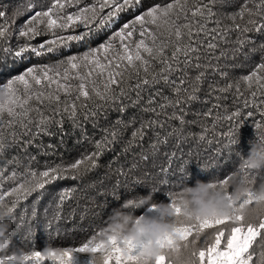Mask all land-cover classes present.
I'll use <instances>...</instances> for the list:
<instances>
[{"label": "snow or ice", "instance_id": "6c2138e0", "mask_svg": "<svg viewBox=\"0 0 264 264\" xmlns=\"http://www.w3.org/2000/svg\"><path fill=\"white\" fill-rule=\"evenodd\" d=\"M228 2L152 0L146 6L144 0H51L45 8L29 0L23 8L13 12L14 18L24 17L15 33L7 10H0V52L20 60L33 55L49 60L24 67L18 74L0 81V152L10 147L23 149L28 161L22 171L13 168L11 174L0 168V183L10 181L13 185L6 191L0 189V206L13 213L19 201L37 193L32 207V218H36L35 204L46 185L66 179L77 182L60 190L56 203L59 209L79 190L84 177L98 166V158L117 139V126L125 123L122 115L117 116L110 125L111 131L104 128V135L95 140L94 150L82 153L74 162L65 165L46 161L42 170L33 168L35 157L28 152L29 147L35 145L45 154H54L55 146L45 147L36 141L45 135L67 134L63 129L66 121L73 130H81L82 139H88L84 124L91 122L95 127L102 115L107 117L112 111L125 114L129 107H139L152 115L147 120L141 118L139 127H135L133 113L127 122L133 125L131 138L122 151L128 152L146 130L155 131L157 124L161 128L165 124L170 127L159 142L166 143L169 137L175 136V146L179 149L186 139L185 125L194 123L186 119L187 107L200 100L199 93L208 75L217 79L208 81L207 95L216 93L215 99L219 100L234 88L237 96L244 97L242 106L226 117L235 118V123L232 129L222 133L228 138L225 147L236 143L232 137L237 135L245 114L247 118L253 117V106L261 116L256 127L264 128V40H255L256 35L264 36V0H243L232 12L217 8ZM69 6H74L75 10L65 14ZM141 8L143 11L135 14ZM128 13H133L132 18L111 31L121 15ZM81 27L82 31H75ZM104 30L111 34L91 46L90 42ZM13 34L18 37L15 45L10 44ZM37 37L48 38L37 43ZM73 43L88 46L82 52L65 54ZM253 56H258L257 62L252 61ZM249 62L254 63V67L247 74L229 79L236 68L246 67ZM219 107L218 103L212 105V108ZM211 111L209 108L203 115L208 116ZM159 116L164 119L154 118ZM199 139H205L203 132ZM260 139H264V134ZM150 147L155 151L157 145L153 143ZM141 159L146 156L142 155ZM174 159L176 151L168 156V166L160 169L164 173V178L157 177L160 185L171 183L178 187L183 183L184 166L189 162L180 164L181 175L169 176ZM9 163L18 164L19 157H12ZM136 167L135 163L128 166L129 171ZM118 174L126 175L123 164ZM233 177L245 182L247 189L235 202L229 196L231 212L223 216L183 219L182 209L174 203L175 191L167 190L177 218L173 232L158 239L162 251L155 258L140 254L145 244L143 240L111 237L109 247L101 254L104 246L96 240L98 232L90 229L93 234H85L77 247L57 248L58 254L45 256L39 250L28 251L26 264H44L45 261L71 264L73 252L87 253V264H264V213L246 219L240 211L256 202V185L264 182V171L242 165L239 171L211 183L223 186L228 196ZM112 191L115 195L116 189ZM45 217L46 226L51 227L53 220L61 218V212L48 217L45 211ZM56 235L66 234L57 229ZM54 239L49 235L50 242ZM197 239L202 243L197 244Z\"/></svg>", "mask_w": 264, "mask_h": 264}, {"label": "trees", "instance_id": "16d2710c", "mask_svg": "<svg viewBox=\"0 0 264 264\" xmlns=\"http://www.w3.org/2000/svg\"><path fill=\"white\" fill-rule=\"evenodd\" d=\"M28 2L29 0H0V10H7L9 21L14 22V33L19 29L24 17L14 18L13 12L17 8H23ZM31 2L37 4L38 7L42 4L46 8L51 3V0H31ZM86 2H92V0H86ZM144 2L147 6L151 4L152 0H144ZM242 2L243 0H229L227 4L217 6V8L222 12H232ZM74 10V6H69L65 10V14ZM140 11H143V8L138 9L135 14H139ZM132 16L133 13L122 14L111 31L118 29L122 23L131 19ZM82 30L83 28L81 27L75 31L79 32ZM110 34L109 30H104L100 33L99 37L90 42L91 46H95L100 40ZM46 38L48 37H37L36 42H42ZM255 40L256 42L264 40V36L256 35ZM17 41L18 37L13 34L10 44L15 45ZM87 46V44L77 45L73 43L70 49L65 50V54L82 52ZM252 61L257 62L258 56H253ZM48 62L47 57L38 58L33 55L29 59L20 60L13 55H4L0 52V81H6L11 75L22 71L24 67ZM252 67H254V63L249 62L246 67L236 68L234 73L230 74L229 79H233L235 75L247 74ZM215 79H217L215 76H206L205 82L202 85V91L199 93L200 100L193 102L187 107L186 119L194 121V123L185 125L183 135L186 139L180 144L179 149L175 146V136L169 137L166 143L159 142L163 140L164 132L170 131V127L168 124H165L161 128L157 124L155 131L146 130L143 138H140L137 144L132 145L128 152L122 151L131 138L133 125L127 122L133 113L136 115L135 127H139L141 118L147 120L152 115L151 113L142 112L139 107H129L125 114L112 111L108 113L107 117L102 115L95 127H93L91 122L84 124L83 128L88 139H82L81 130H73L67 121L63 125V129L67 134L58 133L54 136L45 135L39 138L36 144H43L45 147L48 145L55 146L54 154H45L35 145L29 147L28 152L35 157V162L31 166L42 170L46 161L48 163L66 165L80 158L82 153H91L94 150L95 140L100 139L104 135V128H109L111 131L110 125L117 119V116L122 115V119L125 122L117 126V139L98 158V166L84 177L83 181L79 183V190L69 197L59 209L56 208V203L59 200L58 193L61 189L70 187L77 182L66 179L46 185L44 190L39 192L40 198L35 204L38 210L36 218H32V207L37 193H33L26 200L18 202L16 209L6 218L11 226L10 248L23 249L25 251H42L45 246L54 248L77 247L82 239L85 238V234L87 236L93 234L90 229L96 232L99 231L110 209L117 207L123 200L129 197L147 195L151 191L153 202H168L167 190L176 191L181 184L178 187L171 183L160 185L157 177L164 178V173L160 169L161 167L168 166V156L173 151H176V159L172 161L169 176L181 175L179 166L184 161H188L189 163L184 166L185 176L183 183L189 185L196 179L212 182L215 179L222 178L225 174L239 171L243 165L244 157L248 154L250 141H258L261 134H264V128L257 129L256 127L257 122L261 120V116L255 111V107L253 106V117L247 118L245 114V120L241 123L237 135L232 137V139H236L237 137V142L225 147L228 138L224 137L222 133L232 129L235 123V118L227 119L226 117L236 107L242 106L244 97L237 96L234 88L233 91L221 96L219 100L215 99L216 93H212L211 96L207 95L208 81ZM168 94L169 92L165 90V95ZM217 103L220 107L212 108V105ZM209 108L212 109L211 114L204 116L203 113ZM170 111L171 109H169ZM154 118L164 119L163 116ZM214 119L215 127L213 128ZM202 132L205 136L204 140L199 139V135ZM61 139H63V143H61ZM153 143L157 145L155 151L150 147ZM142 155H145L146 159H141ZM14 156L19 157L18 164L9 163ZM27 163L28 161L23 149L10 147L0 152V168L4 169L8 174H11L13 168L22 171L24 165ZM133 163L137 167L129 171L128 166ZM122 164L124 165L126 175L118 174V170ZM173 179L175 178L173 177ZM11 186L13 185L10 181L0 183V189L4 191ZM113 188L116 189L115 195L112 191ZM143 210L145 209H136L134 210V214L139 215ZM45 211H47L48 217H52L56 211H60L61 218L53 220L51 227H48L46 226ZM22 215L23 219H21ZM30 225L31 233L29 234ZM57 229L66 235L63 237L57 236ZM49 235L55 237L51 242L49 241ZM189 239H192V237H189ZM201 243L202 241L197 239V244ZM259 250L257 248V252ZM88 259V256L71 254V264H87ZM44 264H50V262L45 261Z\"/></svg>", "mask_w": 264, "mask_h": 264}, {"label": "clouds", "instance_id": "9594fccd", "mask_svg": "<svg viewBox=\"0 0 264 264\" xmlns=\"http://www.w3.org/2000/svg\"><path fill=\"white\" fill-rule=\"evenodd\" d=\"M237 142V137H236ZM243 165L250 170L264 171V139L250 141L248 154ZM230 192L225 195L223 186H213L210 181L196 179L191 185L182 183L174 193V203L182 209V218L223 216L231 212L229 196L232 202L237 201L246 191L247 185L239 177H233ZM257 200L250 206L241 209L246 219L255 218L264 213V182L256 185ZM143 208L146 214L135 215L134 210ZM11 212L0 206V264H26L28 251L11 249V226L6 219ZM176 208L171 202H153L151 191L147 195H136L123 200L117 207L110 209L103 225L99 228L96 240L103 245V251L109 247V238L116 240L130 239L145 241L141 255L155 258L162 249L157 243L165 234H171L176 221ZM59 249L45 246L42 254H58Z\"/></svg>", "mask_w": 264, "mask_h": 264}, {"label": "rangeland", "instance_id": "374dc122", "mask_svg": "<svg viewBox=\"0 0 264 264\" xmlns=\"http://www.w3.org/2000/svg\"><path fill=\"white\" fill-rule=\"evenodd\" d=\"M141 214H146L145 213V210H143L139 215H141ZM42 252V251H41ZM74 254H78V255H80V256H88V254L87 253H77V252H73Z\"/></svg>", "mask_w": 264, "mask_h": 264}]
</instances>
